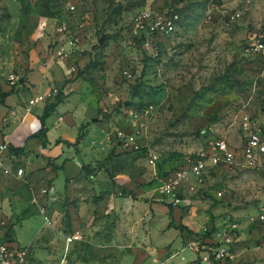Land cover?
Masks as SVG:
<instances>
[{"label": "rangeland", "instance_id": "obj_1", "mask_svg": "<svg viewBox=\"0 0 264 264\" xmlns=\"http://www.w3.org/2000/svg\"><path fill=\"white\" fill-rule=\"evenodd\" d=\"M144 11L163 26L150 33L146 22L139 23ZM168 22L171 28L164 26ZM58 26L64 27L62 32ZM148 38L154 53L144 46ZM36 60L44 65L55 62L69 90L80 92L95 108L96 123L79 141L74 163L79 165L90 152L104 154L108 141L102 127L118 155L129 156L130 166L155 171L140 182L150 196L140 197L132 211L148 208L151 201L162 208L157 255L162 261L176 263V255L183 259L182 249L193 245L195 258L179 264H264V154L255 167L240 160L182 181V203L177 207L193 214L200 226L196 236L184 238L177 249L170 244L178 230L163 232L167 224L174 225L175 206L158 191L162 178L205 151L211 139L222 137L239 145L245 117L264 135V0H0V82L16 84ZM11 74L18 77L14 84ZM50 90V96L64 93ZM67 108L59 104L47 123L58 115L65 117L61 124L66 122ZM93 118L87 117L90 123ZM128 135L138 148L127 141ZM67 174L57 171L55 190L64 189ZM46 175L44 183L51 179ZM80 188L86 186L77 192ZM85 192L59 194L52 202L44 195L50 224L24 196L28 216L18 228L17 242L25 249L27 264H73L96 256L88 221L81 227L73 222V206L92 197ZM116 195L122 197L120 189ZM21 218L16 212L1 215L0 231L14 239L12 225ZM138 221L124 211L102 222V231L116 232L121 242L138 245ZM136 247L128 248L121 261L108 258L107 264H149L137 263Z\"/></svg>", "mask_w": 264, "mask_h": 264}, {"label": "crops", "instance_id": "obj_2", "mask_svg": "<svg viewBox=\"0 0 264 264\" xmlns=\"http://www.w3.org/2000/svg\"><path fill=\"white\" fill-rule=\"evenodd\" d=\"M34 65V68L24 70L23 77L19 78L22 81L18 80L16 84L11 82L14 85L5 81L0 82V93H5L0 100V141H6L9 146L20 147L18 153H14L16 157L14 163L24 169V174L20 177L14 173H3L0 169V216L10 212H16L22 216L17 224L12 225L14 242L20 244L17 242L18 228L22 220L28 216L23 209L25 206L24 196L29 199L30 203H35L36 208L38 206L44 207L46 198L44 194H41L40 188L46 183L54 187L56 173L62 170L68 171L64 177V189L57 191L54 187L52 192L46 194L49 197V202L57 200L59 194L74 196L76 193H86L85 190L88 194H92L89 200H82L79 206H73V209H77V212H74L75 219L73 222H76L77 227H81L88 221V229L89 231L93 230L92 233L94 234L90 244L95 250L96 256L95 254L89 255L87 259L76 260L73 264H107L108 258L121 261L124 255H128V248L136 246V248H140L137 263L141 260H147L148 263L150 262L149 264H168L170 258L162 261L157 256L161 245L160 218L162 214L160 211L162 208L157 202L151 201L148 203V208L138 209L137 213L132 211V205L140 204L139 202L142 201L140 197L147 198L150 196L148 187L140 184V182L149 179L155 171L145 170L138 165L130 166L129 156L118 155V149L110 146L108 133L102 127L101 131L105 132L109 146L105 149L104 154L98 157L90 152L84 155L85 160L82 158L79 165L77 162L74 163V157L80 153L79 143L74 144L76 135L80 131L82 136L85 135L91 125L96 123L95 108L80 97V92L69 90V84L65 83L67 77L64 76L63 70L55 62H45L44 65V61L36 60ZM51 87L62 89L64 91L62 97L47 95L42 101L28 104L30 97L38 93L46 95L51 91ZM28 89H31L29 94H27ZM50 102H55V105L44 119V130L41 134H35L40 128L39 117L42 115L44 107ZM59 104L68 106L66 122L61 124L60 120L65 117L58 115L51 123H47ZM89 114L91 118L94 117L91 123L87 119ZM66 131H70V136H67ZM99 143L103 144V140L99 139ZM111 151L117 155H111L109 158ZM83 164L88 165L87 170L82 167ZM133 167L134 169H132ZM44 173L51 178L45 183ZM87 181L89 185H87ZM83 185L86 186V189L80 188L77 192V188ZM119 189L122 197L116 195V191L118 192ZM123 189H126L125 193H121ZM136 198H140V200ZM94 199L100 201V205L103 207L98 206ZM162 206L167 208L166 205ZM46 210L49 213V210ZM46 210L44 211L45 214ZM124 211L131 212L132 221L139 220L138 224L141 229L139 234L142 235V239L140 240L137 236L134 237L135 241L139 242L138 245L132 241L121 242L116 232L110 234L111 231H102V222L107 221L110 215H121ZM38 213L40 214L39 210ZM172 215L174 225L169 226L167 224L163 232L168 231L171 227L178 230V234L170 244L171 249H177L178 246L183 245L184 238L191 240V235L196 236L200 225L193 214L182 212L177 206L173 208ZM146 221L148 225L144 224ZM181 223L194 232H188L186 229L180 230L179 224ZM0 232L3 233V231ZM192 246L186 245L182 249L183 259L176 255L179 261L174 264H179L184 259L195 258L196 252Z\"/></svg>", "mask_w": 264, "mask_h": 264}, {"label": "built area", "instance_id": "obj_3", "mask_svg": "<svg viewBox=\"0 0 264 264\" xmlns=\"http://www.w3.org/2000/svg\"><path fill=\"white\" fill-rule=\"evenodd\" d=\"M152 16L144 11L138 16L139 23L146 22L149 32L153 33L162 27V22L155 19L151 21ZM164 26L171 28V24L165 23ZM64 27L58 26L57 30L62 32ZM261 45V44H260ZM145 48L154 53L153 45L150 43V39L144 41ZM61 51V49H60ZM59 51L61 56L63 53ZM10 82L18 80L17 76L10 75ZM43 93H38L28 99V104H33L38 101H42L46 98ZM242 133L240 136L239 145L229 143L228 140L222 137L211 139L205 151L199 152L193 157L186 159V166L181 165L177 169L170 172L167 176L161 179L159 185V193L165 197L167 203L177 206L182 203L180 196L181 183L187 180L189 175L200 176L203 173L209 171L215 165L229 164L232 162H239L243 160L246 165L257 166L260 162V157L264 154V135L256 128L254 121L245 117L243 119ZM118 134L123 136L124 134L117 130ZM127 141L132 142L133 148H138L139 144L136 142L133 135L127 136ZM126 142V141H125ZM153 157H155L153 155ZM15 154L10 151L9 145L6 141H0V169L3 173H14L20 177L24 174L22 166L14 163ZM150 162H154V158H150ZM54 189L53 185L46 183L41 188V194H48ZM221 193V191H217ZM45 206V205H44ZM42 214L43 221L46 224L51 223L50 217L44 213L45 209L43 206L37 207ZM68 239H71L70 237ZM25 249L23 246L18 245L14 240H9L4 236V233L0 232V264H25L26 258L24 256ZM58 264V263H57Z\"/></svg>", "mask_w": 264, "mask_h": 264}, {"label": "trees", "instance_id": "obj_4", "mask_svg": "<svg viewBox=\"0 0 264 264\" xmlns=\"http://www.w3.org/2000/svg\"><path fill=\"white\" fill-rule=\"evenodd\" d=\"M4 94H5V93H3V92L0 93V96H1L0 100H2V97H3ZM54 105H55V102H50V103H48V104L44 107V111H43L42 115L39 117V119H40V128L37 130V132H36L35 134H41V133L43 132V130H44V119H45V117L48 115L49 111H50L51 109H53ZM81 137H82V132L80 131V132H78V134H77V136H76V139H75V141H74V144L79 143ZM9 149H10V151H12L13 153H18V151L20 150V147L9 146ZM82 167H83L84 169L86 168V170L88 169V165H86V164H83ZM179 226H180V229H182V230H183V229H186L188 232H193V231H192L191 229H189L185 224H182V223H181ZM4 236L6 237L7 234H5ZM6 238L9 239V240H13L12 237H10V236H9V237H6Z\"/></svg>", "mask_w": 264, "mask_h": 264}, {"label": "water", "instance_id": "obj_5", "mask_svg": "<svg viewBox=\"0 0 264 264\" xmlns=\"http://www.w3.org/2000/svg\"><path fill=\"white\" fill-rule=\"evenodd\" d=\"M103 38H104V35H101L100 37H99V42L101 43L102 41H103ZM19 81H22V79H19Z\"/></svg>", "mask_w": 264, "mask_h": 264}]
</instances>
